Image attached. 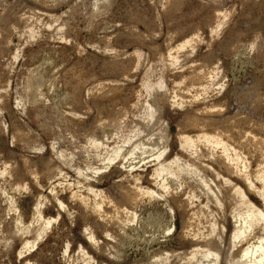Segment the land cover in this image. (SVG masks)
<instances>
[{"label": "rangeland", "instance_id": "374dc122", "mask_svg": "<svg viewBox=\"0 0 264 264\" xmlns=\"http://www.w3.org/2000/svg\"><path fill=\"white\" fill-rule=\"evenodd\" d=\"M96 1L0 0V264H80L81 246L96 264H154L162 254L171 258L170 264H182L180 255L192 245L191 240L182 234L186 217L180 212H186L184 207L175 206V215L170 218L164 205L169 202L159 199L157 203H149L146 199L138 207L135 222L118 232L115 230L116 238H112L104 231L110 229V225L98 224L95 217L93 221L90 210L70 199L66 183L77 182L75 168L63 167L67 177L51 179L41 171V162L52 155L49 144L55 135L63 134L60 146L66 147L70 145L67 135L71 130L83 126L89 132L93 131L96 116H105L116 98L115 102L119 104L136 101L143 70L149 62H159L161 57L167 56L170 47L194 32L198 31L201 39L195 53L186 60L187 67L183 71L164 70L167 85L171 87L182 74H193L219 63L225 87L205 102L194 103L188 95L182 108L170 106L165 94H155L160 105L164 108L167 105L163 117L168 124L163 128L172 135L171 149L178 150L175 135L186 112L212 115L218 122L230 119L231 115L238 119L244 117L239 125L264 137V0H225L223 4L216 0H101L95 7ZM223 7L229 15L221 32L211 38L216 26L213 25L216 23L215 10ZM52 16L66 24L63 37L57 38L54 29L45 26ZM36 24L42 28L40 34L29 39L26 30ZM256 33L262 37L257 48L250 49L247 44ZM135 51L141 52L138 66ZM156 64L153 77L161 70L160 64ZM37 78L41 80L44 96L34 98ZM26 83L29 85L27 89ZM111 90L116 94L104 95ZM209 101L221 103L223 109L211 113L197 111ZM71 109H75L79 117L73 116ZM85 111L88 112L85 114ZM186 126L183 129L189 132L195 129L192 125ZM38 145L42 149L36 148ZM239 147L247 149L244 150L245 156L255 167L259 156L255 147L252 148L246 139L239 142ZM78 159L76 166L82 165V160ZM26 165L36 166L37 174L28 173ZM150 169L147 167L141 171V183L155 189ZM122 175L125 176L113 164L109 171L90 177V181L106 188L112 197H119L121 183L128 180ZM230 177L240 184L236 175L230 174ZM15 181L24 184L22 190L15 187ZM57 196L63 200L64 208L59 207ZM251 196L261 204L259 197ZM37 204L43 217L53 219V223L35 246L27 250L23 248V242L25 238L34 240V235L23 233V236L17 229L22 224L25 227L30 225L32 229L39 226ZM171 219L175 228L169 229ZM91 224L98 228L95 230L99 243L93 244L87 239L85 229Z\"/></svg>", "mask_w": 264, "mask_h": 264}, {"label": "bare ground", "instance_id": "6f19581e", "mask_svg": "<svg viewBox=\"0 0 264 264\" xmlns=\"http://www.w3.org/2000/svg\"><path fill=\"white\" fill-rule=\"evenodd\" d=\"M100 1L97 0L94 6H98ZM216 1L223 4L225 0ZM105 2H108V0H105ZM215 14L216 19L214 21L216 23H213V25L216 26H212L214 28L212 29L213 31L211 30V38L221 32V27L226 22L229 12L223 7L217 8ZM49 19L51 20L44 23L45 26L52 27L57 38L63 37L66 32L64 21L59 20L57 16H52ZM36 25H34L35 27L30 26V28H27L29 39L35 36L38 37V34H40L39 32L42 28L38 25L36 28ZM262 28L264 29V26ZM198 33L197 31V33L194 32L192 35L182 38L181 41H178L168 49L165 58L159 57V62H156L161 67V70L158 71V76H152L157 64L149 62L145 70H143L136 101L119 104L115 102L117 99L115 97L112 107L108 106V113L106 112L105 116L98 114L101 116L99 118L96 116L95 125L93 123L94 128L92 127L93 131L89 132L81 126L71 131L69 130V133L67 132L70 145L66 147L60 146L63 139L62 133L52 137L49 146L52 148L53 153L50 157H47L48 159L46 157V160L43 159L41 171L47 177L51 179L58 178L59 180L61 177H64L63 179L67 177L63 167L75 168L78 177L77 182L66 183L70 189H68L70 191V199L78 201L83 208L90 210L92 215H94L93 221H95V217L96 222L99 221L97 222L98 224L101 223L103 225L104 223V227L110 225V229H104L107 236L116 238L119 229H124L125 226H130L131 223L135 222L138 207L146 199L149 200V203L165 199L169 202L163 203L169 210L170 218L175 215V206L184 207L183 210L187 212L186 215V212H180L182 216L184 214L186 217L183 224L181 223L182 234L191 240L192 245L180 255L182 264H262L264 263V137L250 129H247L250 130L247 131L243 126L241 127L239 124L244 117L238 119L237 116L232 118L231 115L232 119H224L225 121H220L224 122V124H221L215 121L211 117L212 115L208 117L199 114V112H186L184 117H181L184 120L179 122L175 135L178 150H172V135L163 128L168 124L163 117L167 105L165 106L164 104L165 108L160 105L155 95L156 93L165 94L168 97L165 100H168L170 106L177 105V107L182 108L186 105L188 95H190L194 103L205 102L219 94L225 87V79L222 75L223 69H221L219 63L208 66L206 69L197 70L193 74H182L179 80L173 81L171 87L167 85L164 78V70L169 68L183 71L187 67L186 60L195 53L197 44L201 40ZM260 33H256L257 35L248 42V48H257L260 36L262 37ZM210 39H208V42ZM135 52V61L138 66L141 52ZM39 80L37 78L34 82V84H37V86H34L37 90L36 95H33L34 98L38 95L44 96L40 84L41 80ZM254 85L252 86L253 88H255ZM25 86L26 89L27 87L29 88L28 83ZM35 88L32 90L34 91ZM107 92L104 93V95L106 94L105 96L114 94L112 90ZM250 95L252 97V93ZM19 102L22 104V99ZM165 102L163 101V103ZM223 106L219 102L209 101L203 107L198 108V110L194 108V110L211 113L218 109L222 110ZM88 111H85V114ZM71 113L73 116L79 115L75 109H71ZM226 121L227 124H225ZM186 125L189 127L192 125L195 128L194 131L184 130L183 128ZM244 139L248 140V142L250 141L252 148L255 147V151L259 154V156L257 155L258 160L255 158L257 160V162L255 161V167L250 165L251 162L245 156L247 149H244V151L240 148L241 146L239 147V142ZM36 148L42 149L40 145ZM78 158L82 160V165L76 166L75 162ZM77 162H80L79 159ZM113 164L117 166L118 171L122 172V174L124 173L128 178L127 182L121 183L119 187V197H112L106 188L102 189L95 182L90 181V177L95 178L98 174L109 171ZM220 164H223V167ZM26 166H28V173L31 175L37 174L36 166L35 168L34 165ZM147 167H151L150 178L155 185V189L147 184V186H144L141 183L143 179L141 171H144V168ZM1 173L4 174L3 172ZM230 174L236 175L240 184L235 183ZM23 185L19 181L15 183V187L19 188L18 190H20V187L22 190ZM25 186L24 189L27 187ZM55 188H57L56 185ZM251 195L259 197L261 204L255 202ZM56 201L59 207L64 208L65 204L60 197L57 196ZM107 202L110 205H105ZM106 206L110 207L107 208ZM160 206L162 205L160 204ZM42 214L41 208L37 204L36 215L38 220H41L39 226L32 229L30 225L25 227L22 224L19 230L17 229L19 234L26 233L27 235V233H32L34 235V240L29 241L25 238V242H23V248L27 250L35 246L53 223V219H46ZM168 226L169 229L175 228L172 219L169 221ZM95 228L97 227H93L91 224V227L85 229L87 239L93 244L99 243L96 236L98 228L96 230ZM113 230L117 232L113 233ZM114 244L112 245L114 246ZM84 249L82 246L79 249L80 258L82 259L80 264H96L92 256ZM169 258L168 255L162 254L156 259L154 264H170L171 258L170 261Z\"/></svg>", "mask_w": 264, "mask_h": 264}]
</instances>
